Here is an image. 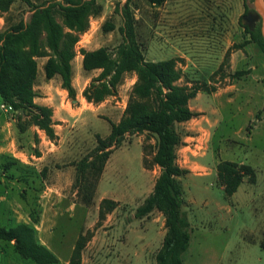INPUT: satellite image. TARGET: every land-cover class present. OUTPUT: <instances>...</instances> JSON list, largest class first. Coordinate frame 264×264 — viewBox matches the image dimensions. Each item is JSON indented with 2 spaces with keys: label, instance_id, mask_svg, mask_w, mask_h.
<instances>
[{
  "label": "rangeland",
  "instance_id": "obj_1",
  "mask_svg": "<svg viewBox=\"0 0 264 264\" xmlns=\"http://www.w3.org/2000/svg\"><path fill=\"white\" fill-rule=\"evenodd\" d=\"M97 2L102 10L79 34L77 53L101 46L116 51L123 41L121 8L129 2L146 59L173 58L181 72L178 85L203 87L189 102L200 115L177 124L182 137L177 162L189 170L179 178L191 224L183 264H264V56L240 22L245 4L257 14V0H165L160 6L148 0ZM260 3L264 10V0ZM30 14L28 4L16 0L0 13V30ZM106 20L116 28L103 31ZM57 21L62 23V17ZM262 22L260 17L255 23L262 28ZM46 59L38 57V65ZM78 60L77 54L72 61L76 93L92 80L84 79ZM136 79L134 72L126 73L116 94L99 109L68 116L60 105L55 139L36 125L21 131L17 112L5 110L0 98V225L32 226L37 241L57 256L56 264H68L80 238L81 264H157L165 216L157 209L135 216L161 172L151 161L156 137L147 131L126 134L99 179L90 177L96 182L93 189L76 182V163L92 154L97 136L109 135L110 122L122 117ZM222 161L250 165L255 181L246 176L228 196L218 175ZM86 195H91L89 203ZM107 198L117 206L104 209L102 216ZM0 264L36 263L23 258L14 241L0 240Z\"/></svg>",
  "mask_w": 264,
  "mask_h": 264
},
{
  "label": "trees",
  "instance_id": "obj_2",
  "mask_svg": "<svg viewBox=\"0 0 264 264\" xmlns=\"http://www.w3.org/2000/svg\"><path fill=\"white\" fill-rule=\"evenodd\" d=\"M15 1L0 0V13L8 12ZM23 1L30 7L29 18H22L0 30V98L17 112V125L21 131H25L29 125H36L49 138L55 139L53 109L35 102L37 93L34 84L39 72L37 58L47 57L44 64L46 78L60 75L62 87L72 100H76L77 93L72 81V61L77 55L75 45L79 41V34L86 31L89 17L100 14L102 7L97 0H44L40 4L32 0ZM148 2L160 6L165 0ZM245 8V12L250 11L247 4ZM116 11H119V7ZM58 15L62 17V23L57 21ZM121 16L123 23L119 30L123 41L116 51L105 46L93 50L80 49L83 68L87 71L100 70L84 89L83 95L89 102L100 103L116 94L126 73L134 72L137 79L121 119L111 121L109 135L105 138L98 135L95 151L76 163V182L80 183V187L93 189L96 182L90 177L99 179L113 149L122 144L126 134L147 131L154 135L156 145L151 161L160 167L161 172L152 193L136 209L135 216L142 218L156 209L161 211L165 216L166 233L156 255L157 264H183V254L191 243V224L183 210L185 192L179 178L189 170L177 162L176 150L182 142L177 124L200 115V112L191 109L189 102L203 87L178 85L176 82L181 78V72L173 58L147 60L129 2L122 6ZM240 22L264 56L261 26L250 27ZM115 28L116 25L110 20L102 25L105 32ZM218 175L228 196L237 191L246 176L255 181V171L250 165L233 161L220 162ZM85 197L89 203L91 195ZM116 206L115 200L103 199L101 215H104V209L111 211ZM0 240L14 241L16 251L36 264L58 263L55 253L37 241L35 229L28 224L15 227L0 225ZM83 247L80 238L68 264H81Z\"/></svg>",
  "mask_w": 264,
  "mask_h": 264
},
{
  "label": "crops",
  "instance_id": "obj_3",
  "mask_svg": "<svg viewBox=\"0 0 264 264\" xmlns=\"http://www.w3.org/2000/svg\"><path fill=\"white\" fill-rule=\"evenodd\" d=\"M86 49V48H85ZM87 50H93V49H87ZM78 57H79V64L82 61V54L77 53ZM77 56V55H76ZM46 60L42 62L43 66H39L38 65V77L35 81L34 84V89L37 93V96L35 98V102L40 104V105H46L49 106L53 109V115H52V119L55 122L56 120H59V117L61 116V109H60V105L64 104L66 110H67V115L68 116H74L77 114H80L84 111L85 108H101L103 105H105V102H101L99 104H94L92 102H89L86 100V98L83 95V91L86 88L88 81L85 82V85L82 86L81 88L77 89V100H70L68 97V92L66 89H64L62 87V80L60 75H55L53 78L51 79H47L45 76V72H44V64H45ZM41 69V70H40ZM84 72V79L88 80V77L90 79H92L93 77L97 76L100 73V70H92V71H87ZM95 73V74H92ZM95 75V76H94ZM58 94H62L65 95L66 97H64L63 101L57 99V95ZM121 119V118H120ZM120 119L118 120H112L113 122H118ZM56 125V124H54Z\"/></svg>",
  "mask_w": 264,
  "mask_h": 264
},
{
  "label": "water",
  "instance_id": "obj_4",
  "mask_svg": "<svg viewBox=\"0 0 264 264\" xmlns=\"http://www.w3.org/2000/svg\"><path fill=\"white\" fill-rule=\"evenodd\" d=\"M257 14H253V21L256 22L260 17L262 18V33H263V36H264V10L262 9V6H261V3H260V0H257ZM248 15H243L241 17V21L243 24L245 25H249L250 21L249 19L246 17Z\"/></svg>",
  "mask_w": 264,
  "mask_h": 264
},
{
  "label": "flooded vegetation",
  "instance_id": "obj_5",
  "mask_svg": "<svg viewBox=\"0 0 264 264\" xmlns=\"http://www.w3.org/2000/svg\"><path fill=\"white\" fill-rule=\"evenodd\" d=\"M243 15H248V16H246L248 19H249V21H250V23H249V26L250 27H254L255 25H256V23L253 21V19H252V17H253V14H252V12H250V11H248V12H244V14Z\"/></svg>",
  "mask_w": 264,
  "mask_h": 264
},
{
  "label": "built area",
  "instance_id": "obj_6",
  "mask_svg": "<svg viewBox=\"0 0 264 264\" xmlns=\"http://www.w3.org/2000/svg\"><path fill=\"white\" fill-rule=\"evenodd\" d=\"M2 107L5 109V110H13V107L9 104H6V103H2Z\"/></svg>",
  "mask_w": 264,
  "mask_h": 264
},
{
  "label": "bare ground",
  "instance_id": "obj_7",
  "mask_svg": "<svg viewBox=\"0 0 264 264\" xmlns=\"http://www.w3.org/2000/svg\"><path fill=\"white\" fill-rule=\"evenodd\" d=\"M259 112V111H258Z\"/></svg>",
  "mask_w": 264,
  "mask_h": 264
}]
</instances>
